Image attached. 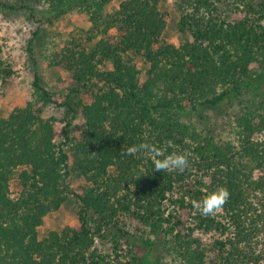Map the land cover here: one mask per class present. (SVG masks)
<instances>
[{"label":"trees","instance_id":"obj_1","mask_svg":"<svg viewBox=\"0 0 264 264\" xmlns=\"http://www.w3.org/2000/svg\"><path fill=\"white\" fill-rule=\"evenodd\" d=\"M34 1L49 25L78 10L89 29L50 57L69 76L61 100L35 71L30 99L0 116V264H166L163 252L178 264H264V0H225L234 17L222 16L224 0H178L180 45L163 37V0L112 10L117 0ZM0 76H11L1 60ZM245 94L254 101L229 116L234 142L185 120L204 122ZM141 143L184 153L188 165L155 171L144 153L126 154ZM73 174L88 184L82 193ZM220 187L227 202L201 215L193 202ZM72 203L77 227L42 235ZM195 231L217 238L204 248Z\"/></svg>","mask_w":264,"mask_h":264},{"label":"rangeland","instance_id":"obj_2","mask_svg":"<svg viewBox=\"0 0 264 264\" xmlns=\"http://www.w3.org/2000/svg\"><path fill=\"white\" fill-rule=\"evenodd\" d=\"M123 1L125 0H117L110 9L117 8ZM159 6L167 22L164 39L174 45H180L186 40V37L179 31L181 12L178 9V0H163ZM222 6L223 17H234L235 13H239L235 5L227 4L225 0ZM47 12L46 4L34 0H0V60L2 68L11 72L9 78L4 79L0 76V116L2 117L8 116L30 99L35 71L39 73L42 83L57 94L56 97L65 94L63 88L69 83V76L53 69L50 66V57L55 51H59L65 41L84 34L89 29V22L85 14L75 10L61 17L53 18L54 24L51 26L46 22V19L51 17ZM35 32H38L39 35L33 39ZM30 47L33 50L32 53L29 52ZM60 97L59 100H61ZM252 101L254 100H252L251 94H245L232 104L224 105L221 111L207 112L204 122L196 117L191 119L189 116L185 120L194 122L201 129H210L213 133L215 132V135L219 134L222 142H234V124L230 121L229 116L239 112ZM215 113L220 116L218 121L212 120ZM79 123L81 126V118L77 124ZM80 126L74 125L70 128L69 135L73 140L79 138ZM70 186L76 193H82L88 184L83 177L73 174L70 178ZM191 220V216L188 214L182 215L185 228H193ZM77 225V209L72 203L62 207L58 212L50 214L45 219L40 232L42 235H46L53 230L68 226L77 227ZM137 229L140 230L134 222H130L127 228L128 231L138 235L135 232ZM193 238L199 241L201 247L207 248L217 237L214 234L195 231ZM97 242L99 248H104L101 239H98ZM163 255L166 264H178L172 261L169 253L165 252L164 254L163 252Z\"/></svg>","mask_w":264,"mask_h":264},{"label":"clouds","instance_id":"obj_3","mask_svg":"<svg viewBox=\"0 0 264 264\" xmlns=\"http://www.w3.org/2000/svg\"><path fill=\"white\" fill-rule=\"evenodd\" d=\"M137 152L144 153L152 160L155 171H183L188 165L187 155L173 152L165 155L164 150L149 143L130 146L126 150L127 155ZM229 191L225 187H220L208 193L201 201L193 202V207L204 216H211L220 211L229 198Z\"/></svg>","mask_w":264,"mask_h":264}]
</instances>
